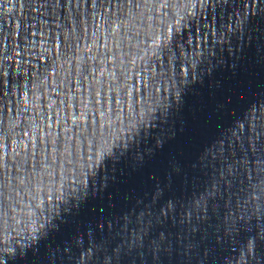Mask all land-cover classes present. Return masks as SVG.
I'll use <instances>...</instances> for the list:
<instances>
[{
    "label": "water",
    "instance_id": "obj_1",
    "mask_svg": "<svg viewBox=\"0 0 264 264\" xmlns=\"http://www.w3.org/2000/svg\"><path fill=\"white\" fill-rule=\"evenodd\" d=\"M0 264H264V0H0Z\"/></svg>",
    "mask_w": 264,
    "mask_h": 264
}]
</instances>
